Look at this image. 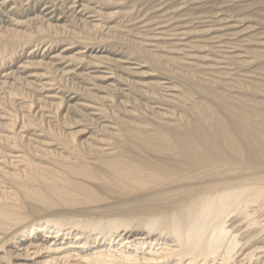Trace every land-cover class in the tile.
Here are the masks:
<instances>
[{
    "label": "bare ground",
    "instance_id": "obj_1",
    "mask_svg": "<svg viewBox=\"0 0 264 264\" xmlns=\"http://www.w3.org/2000/svg\"><path fill=\"white\" fill-rule=\"evenodd\" d=\"M0 264H264V0H0Z\"/></svg>",
    "mask_w": 264,
    "mask_h": 264
},
{
    "label": "rangeland",
    "instance_id": "obj_2",
    "mask_svg": "<svg viewBox=\"0 0 264 264\" xmlns=\"http://www.w3.org/2000/svg\"><path fill=\"white\" fill-rule=\"evenodd\" d=\"M148 5H149V3H147L145 6L147 7ZM41 8H42V7H40V10H41ZM143 9H144V8H143ZM150 13H151V12H149L148 15H151ZM148 15H147L146 17H148ZM86 17H87V15H86ZM142 20H144V18H143ZM142 20H139L138 22H140V21H142ZM196 25H197V24H196ZM199 26H200V25L195 26V27H199ZM241 26H242V25H239V26L236 25V27H237L236 30H238V29L241 30V28H240ZM245 26H246V25H245ZM239 30H238V31H239ZM259 31H260V30H259ZM257 32H258V31H257ZM242 34H243L244 36L247 35V34H244V33L241 32L240 35H235L234 37H231V38H230V39H232L231 41H235V40L238 39V38H239L238 40H240V38L243 36ZM239 36H240V37H239ZM234 38H235V39H234ZM243 38H244V37H243ZM190 40H191V39H190ZM238 40H236V41H238ZM241 40H242V39H241ZM179 43H180V42H179ZM210 44H211V43H210ZM208 45H209V44H208ZM209 46H210V45H209ZM205 51H206V50H204L203 53H201V55H200V53H197V55H199V56H203V54L205 53ZM206 52H207V51H206ZM210 53H211V52H209V53H207V54L211 55L212 53H211V54H210ZM193 54H196V53H193ZM204 56H208V55L204 54ZM210 57H211V56H210ZM208 58H209V57H208ZM94 70H95V69H94ZM92 71H93V70H92ZM100 71L104 72L102 69H101Z\"/></svg>",
    "mask_w": 264,
    "mask_h": 264
}]
</instances>
